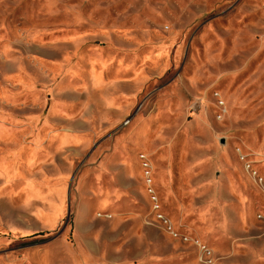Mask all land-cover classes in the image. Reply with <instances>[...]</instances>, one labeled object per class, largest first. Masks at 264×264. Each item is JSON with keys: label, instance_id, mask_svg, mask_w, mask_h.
Listing matches in <instances>:
<instances>
[{"label": "rangeland", "instance_id": "374dc122", "mask_svg": "<svg viewBox=\"0 0 264 264\" xmlns=\"http://www.w3.org/2000/svg\"><path fill=\"white\" fill-rule=\"evenodd\" d=\"M0 264H264V0H0Z\"/></svg>", "mask_w": 264, "mask_h": 264}, {"label": "crops", "instance_id": "0c3cea01", "mask_svg": "<svg viewBox=\"0 0 264 264\" xmlns=\"http://www.w3.org/2000/svg\"><path fill=\"white\" fill-rule=\"evenodd\" d=\"M52 137V140L54 141H52V143L54 144H59V145H61L60 147H61V149H65V147L66 146H64L63 148H62V146L64 145V144H66V142H70V143H72V144H74V142L75 141H78L80 138H81V136L80 135H76V134H67V133H65V132H59V133H56L54 136H51ZM111 140L110 139H107V140H102L101 142H100V144H99V146L96 148V154H97V152L98 151H101L106 145H108L109 143V147H110V150H111V145H113V143H114V139H113V141L112 142H110ZM93 154H94V152L93 153H90L88 156H89V160H90V156H93ZM94 157H95V154H94ZM85 161H88V160H85ZM93 167H87L86 165L84 166V169L83 170H81V173L84 171V170H91Z\"/></svg>", "mask_w": 264, "mask_h": 264}, {"label": "bare ground", "instance_id": "6f19581e", "mask_svg": "<svg viewBox=\"0 0 264 264\" xmlns=\"http://www.w3.org/2000/svg\"><path fill=\"white\" fill-rule=\"evenodd\" d=\"M230 57V56H229ZM16 152V151H15ZM149 154V153H148ZM125 162V161H124ZM149 163V162H148ZM2 165V164H1ZM130 165V164H129ZM3 167V169H4V166H2ZM8 168V167H7ZM153 168V165L152 164H150V170ZM148 172V171H147ZM16 173V172H15ZM9 180H11V179H9ZM16 180V179H15ZM150 184H152V180H151V178L149 179V181H148ZM161 187H163V186H161ZM151 191V190H150ZM106 203V202H105ZM105 206V205H104ZM86 260H87V258H86Z\"/></svg>", "mask_w": 264, "mask_h": 264}]
</instances>
